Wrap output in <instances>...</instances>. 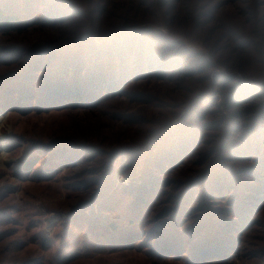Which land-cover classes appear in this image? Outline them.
Returning a JSON list of instances; mask_svg holds the SVG:
<instances>
[{
    "label": "rangeland",
    "instance_id": "obj_1",
    "mask_svg": "<svg viewBox=\"0 0 264 264\" xmlns=\"http://www.w3.org/2000/svg\"><path fill=\"white\" fill-rule=\"evenodd\" d=\"M0 4L31 16L21 31L0 28V93L5 96L0 98L5 100L0 106V264H186L149 254L159 239L157 230L172 221V235L186 234L200 221L213 222L219 230L215 246H223L225 253L212 263L189 264H264V185L256 190L264 171L247 172L264 161V0ZM86 32L110 42L121 36L122 45L134 41L135 51H123L128 72L105 76L94 101L88 96L90 102L42 106L40 101L51 97L47 67L30 51L67 46ZM26 69L40 99L2 91ZM197 110L203 119L194 116ZM190 134L196 147L173 160L174 168L160 172L154 162L146 167L143 182L152 174L151 186L162 192L138 240L132 228L114 233L130 232L126 240L93 226L89 231L92 213L122 218L123 208L107 211L93 201L108 181L124 185L132 201L142 186L137 175L143 162L154 161L160 145L164 153L168 140L185 145ZM31 157L37 163L26 170ZM180 159L184 162L178 164ZM216 160L240 178L241 191L236 194L230 186L213 196L201 190L185 195L184 183L218 165ZM232 202L239 206L235 212ZM88 232L98 234L91 238ZM205 238L209 243L212 236Z\"/></svg>",
    "mask_w": 264,
    "mask_h": 264
},
{
    "label": "trees",
    "instance_id": "obj_2",
    "mask_svg": "<svg viewBox=\"0 0 264 264\" xmlns=\"http://www.w3.org/2000/svg\"><path fill=\"white\" fill-rule=\"evenodd\" d=\"M18 9L20 8H4L0 4V28H6L10 31H21L22 28L29 27V23H27V21L31 18V16L26 15L27 11L23 10V8L21 10ZM37 21L38 19H35L30 21V23L32 24L33 22ZM120 37L121 36H117V39H113V41L110 42V38H91V36L87 35L86 32L84 35L77 34L76 36L69 39V45L67 46L44 45L31 50L30 53L32 55H36L38 60L43 58L44 63H42V65L47 67V75L45 76L47 81L46 87L49 86L50 88L47 95H51V97H48L45 101H40V104L47 107L53 103H61L65 101L77 103L83 102V100H88V96H92L93 101L98 99L103 91L102 89L104 86H102V82L104 81L105 76H116L119 72L121 75H124L128 72V62H125V55L123 54V51L127 50V53L130 54L131 52L135 51V48H137L135 47L134 41H128L125 43L126 45H122ZM91 42L95 44L96 48L87 46ZM39 70L35 71L33 76H37ZM29 76V71H27L26 74H22L20 77H14V80L10 81L8 84H5L2 91L6 92L9 90V94L14 92L16 94L18 93L20 97H38L40 99V96L38 95V89L36 88V83H33L32 81L30 83ZM31 79H33V77ZM32 84L35 86L32 87ZM3 97L5 96L0 93V98ZM1 100L3 101L1 102ZM90 101L91 100H88L87 102ZM4 104L5 100L0 99V106H4ZM197 113L198 114L194 115L195 117H199L201 119L204 118L200 110H197ZM179 134L180 132L176 135ZM179 136L181 137L178 138H185V135L183 134ZM193 138V134L188 135L186 141H184L185 145L183 144V141L181 143H178L177 141L174 145L172 144V139L168 140L170 142L168 147H170L163 153L160 152V150L163 148L162 145H160L154 161H150V159H148L149 156L146 157L145 160L148 159L149 161L147 163L143 162V165L138 171L137 175L141 180L142 186L140 188V192L134 196L135 198L132 201L129 199V197H132L130 196L131 192H129V190L125 192L123 190L124 185L116 186L115 182L108 181L106 188L103 187V190L93 201L96 204H100L98 206L105 208L104 210L107 211L115 206L123 208L122 218L116 221L112 220V217H103L96 213H92L93 217H90L89 221H93L94 223H88L89 231H91L93 226L96 232L112 235L114 238H120L123 240H126L128 233L135 231V234L137 235L136 240H138V236L143 235L142 227L145 229L143 221L149 216L152 208L159 202V195L162 192L161 190L157 189V187L151 186L155 180V177L152 176V174H150V176L146 179L145 183L147 184L143 182V176L147 175L149 172L146 171L147 165L154 162L153 166L156 165V168L160 170V172H162L165 168H174L176 164L173 162V160L178 159V157L182 158V156L187 157L189 153L195 149L196 144L193 143ZM179 162L180 163L178 164H181V162L184 161L180 159ZM36 163V159L31 157L24 163V169L30 170L33 166H35ZM215 164L218 165H210L207 171L200 172L196 178L194 180H190L189 183L186 181L184 186H182L181 191L184 192L185 195H188L189 193H197L199 190H201L207 196H213L217 192L225 193L227 188L231 186V191H235L236 194H238L241 191V185L239 184L240 178L234 179L230 173L231 171L225 170L227 167L221 165L218 160L215 161ZM258 168H261L260 170L264 171L263 160L260 163L258 162V165L256 162L254 169H251L247 172L256 173ZM114 171L115 169H113L111 173L113 174ZM227 174L228 176L224 177V175ZM257 175L258 174H254L253 176L256 177ZM261 176L262 179H256L259 184L256 188L257 191L264 185V173H262ZM103 182L104 181H102V183ZM111 182H113L112 185H110ZM117 194L119 199L115 197ZM257 198H260V196L254 199ZM248 199H251V197ZM251 204L257 207V203L252 202ZM106 205H108L109 208L102 207ZM126 205L128 206L126 207ZM180 205L181 203H178L176 210L180 208ZM238 207V205H235L234 202H232L231 211L233 210L235 212ZM83 212L84 211L74 215H83ZM71 217L73 218V216ZM175 220L176 219H174V221ZM68 223L73 224L72 221H68ZM174 223L175 222L172 221V225L170 226L169 224L161 225L162 227L157 230L159 239L156 241L157 243L150 247L151 250L149 254L151 257L153 256L159 260L170 258H175L176 260L185 259L186 264L191 261L212 263L220 258L218 254L225 251L223 246H215L218 235L217 238L214 237V235L215 233H219V230L215 231V228H212L213 222L207 224L204 221H200L197 224L191 226V229L187 231L186 234H179L178 232L172 235L171 230L176 228ZM122 227L132 229L130 232L118 233V236H115L114 233L120 231ZM76 228H80L79 225H76ZM221 228H223V230H228L229 226ZM153 230L154 228L151 229V232ZM208 230L210 231L209 233H204L205 231L208 232ZM88 234L92 235L91 238H96L95 235L98 233L94 235L91 232H88ZM206 236H212V239L209 243H207V239L205 238ZM203 238L205 239L199 243V241ZM136 240L135 245H137ZM97 241L100 243L98 239ZM70 247L71 245L68 246V248ZM226 256L227 255L225 254L224 257Z\"/></svg>",
    "mask_w": 264,
    "mask_h": 264
}]
</instances>
